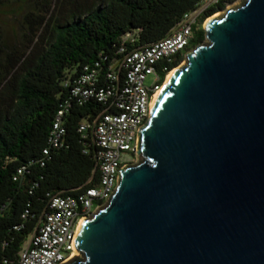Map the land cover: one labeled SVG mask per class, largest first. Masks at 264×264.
<instances>
[{"label": "water", "instance_id": "obj_1", "mask_svg": "<svg viewBox=\"0 0 264 264\" xmlns=\"http://www.w3.org/2000/svg\"><path fill=\"white\" fill-rule=\"evenodd\" d=\"M204 29L65 264H264V0Z\"/></svg>", "mask_w": 264, "mask_h": 264}, {"label": "trees", "instance_id": "obj_2", "mask_svg": "<svg viewBox=\"0 0 264 264\" xmlns=\"http://www.w3.org/2000/svg\"><path fill=\"white\" fill-rule=\"evenodd\" d=\"M37 1L36 12L27 14L21 45L7 46L0 29V264L19 263L23 245L54 197L78 196L98 185L96 140L80 126L93 123L107 107L96 97L81 100L73 94L84 68H95L100 86L107 85L114 62L168 37L202 0ZM205 40L201 26L186 51ZM182 60L177 56L160 67L172 71ZM125 84L122 69L112 85ZM61 109L66 136L59 148L49 137Z\"/></svg>", "mask_w": 264, "mask_h": 264}, {"label": "built area", "instance_id": "obj_3", "mask_svg": "<svg viewBox=\"0 0 264 264\" xmlns=\"http://www.w3.org/2000/svg\"><path fill=\"white\" fill-rule=\"evenodd\" d=\"M228 0H202L195 10L185 14L182 21L173 28L170 35L147 48L130 52L120 62H114L107 75V85L100 86L99 71L91 66L76 81L73 94L81 100L96 97L107 109L93 123H83L81 132L89 129L96 140L98 185L86 189L78 196H56L50 202V212L40 221L35 233L25 242L20 251L18 264H65L78 256L75 250L79 227L97 209L108 203L118 188L120 171L135 162L138 150L139 131L143 128L152 110L155 96L163 88L169 74V67L177 56L185 57L195 38V30L205 28L214 9ZM203 22V23H202ZM181 62V63H182ZM180 63V64H181ZM124 69L126 84L112 85ZM166 74L165 79H163ZM154 77L148 85L149 77ZM61 109L53 123L49 142L53 147H63L66 130ZM49 149L44 153L49 154Z\"/></svg>", "mask_w": 264, "mask_h": 264}, {"label": "rangeland", "instance_id": "obj_4", "mask_svg": "<svg viewBox=\"0 0 264 264\" xmlns=\"http://www.w3.org/2000/svg\"><path fill=\"white\" fill-rule=\"evenodd\" d=\"M239 1L240 0H235V2L230 6H235L237 3H239ZM37 3V0H0V29L7 46L9 45L11 47H14L21 45V43L24 42V35L26 34L28 28L27 14L30 11L36 12V9L38 8V5H36ZM218 15L219 14L215 16ZM190 48H192V46ZM185 63L186 57L178 67L182 66ZM178 67H176L175 69H177ZM153 82L154 77H149L147 84L152 85ZM135 158L136 159L134 164H136L137 162V156Z\"/></svg>", "mask_w": 264, "mask_h": 264}, {"label": "bare ground", "instance_id": "obj_5", "mask_svg": "<svg viewBox=\"0 0 264 264\" xmlns=\"http://www.w3.org/2000/svg\"><path fill=\"white\" fill-rule=\"evenodd\" d=\"M216 17V16H215ZM214 18V17H213ZM212 19V18H211ZM210 19V20H211ZM209 20V21H210ZM184 65V64H183ZM178 69V68H177ZM177 69H175V70H173L170 74H169V76H168V78H167V80H166V83L164 84V86H163V88L160 90V92H158V94L155 96V98H154V101H153V104H154V102H155V100L157 99V97H158V95L162 92V90L164 89V87L170 82V80H171V78L173 77V75H174V73L176 72V70ZM152 107H153V105H152ZM86 220H84V221H82L81 222V224H80V227H79V232H80V230H81V228H82V226H83V223L85 222ZM78 232V233H79Z\"/></svg>", "mask_w": 264, "mask_h": 264}]
</instances>
